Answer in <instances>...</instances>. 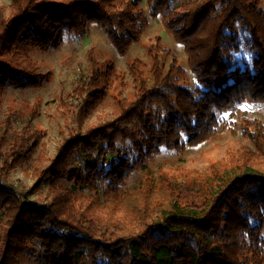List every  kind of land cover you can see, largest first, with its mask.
<instances>
[{
	"label": "trees",
	"instance_id": "1",
	"mask_svg": "<svg viewBox=\"0 0 264 264\" xmlns=\"http://www.w3.org/2000/svg\"><path fill=\"white\" fill-rule=\"evenodd\" d=\"M147 3L150 17L161 18L183 46L199 88L182 83L187 71L175 59L167 66L171 51L158 36L147 48L149 62L128 65L134 87L117 98L120 114L84 129L114 83L127 88V76L90 50V72L59 98L68 136L26 192L47 187L42 204L25 201L1 178L31 161L44 139L36 123L40 104L26 109L19 131L12 126L17 111L9 112L0 122V246L8 227L0 264H264L262 122L244 119L250 146L211 173L193 174V183L168 172L156 176L150 166L162 149L182 154L215 136L224 112L264 103L261 0ZM149 24L138 0H11L8 15L0 7V61L7 68L0 70V90L52 80L39 73L31 50L59 49L66 36L84 38L96 25L125 56ZM239 26L255 53L244 68L232 60ZM137 172L140 185L131 187ZM89 191L95 196L86 200Z\"/></svg>",
	"mask_w": 264,
	"mask_h": 264
},
{
	"label": "rangeland",
	"instance_id": "2",
	"mask_svg": "<svg viewBox=\"0 0 264 264\" xmlns=\"http://www.w3.org/2000/svg\"><path fill=\"white\" fill-rule=\"evenodd\" d=\"M138 1L140 9L149 17L150 24L141 40L132 46L127 55H119L103 31L93 25L84 38L66 36L59 49H51L47 52L31 50L30 56L39 73L51 74L52 80L49 83L39 88L6 87L0 90V122L6 120L9 112L16 110L17 116L12 119L14 131H19L24 126L28 119L26 115L28 108L37 103L40 104L36 123L45 132V137L36 154L31 161L21 168H15L7 177L1 175L4 183H13L17 187L21 198L25 201L42 204L49 198L47 187L29 195H26V192L36 184L38 173L51 164L59 147L68 136L66 124L69 122V118L60 107L59 98L72 91L81 74L90 72V50H94L98 61L113 63L118 72L127 76L125 80L127 88H123L118 82L114 83L106 100L86 120L84 129L99 122L112 120L120 114L117 98L129 96L134 87L132 78L128 76V65L134 59L149 62L147 48L150 44L155 43L158 36H161L164 47L171 51V57L166 59L167 66H170L175 59L176 63L187 71L186 76L182 78V83L192 90L199 88L194 74L189 69L188 56L183 46L174 40L161 18L150 17L147 0ZM10 3L11 0H0V7L6 9L7 15ZM172 7H177L175 2L172 3ZM261 7L264 9V0H261ZM13 24L12 21V26ZM239 33L240 50L232 53V60L234 65L244 68L247 63H251L255 53L247 43L249 34L240 26ZM5 66L0 61V70L7 69ZM221 118L222 122L217 129V134L209 140L197 146L188 147L182 154L166 148L162 149L151 162L153 173L156 176L162 172L172 173V175L183 177V179L178 178V181L187 180L191 183L194 182L193 174L211 173V168L215 163L228 159L232 152H236L242 146H250L249 141L242 134L243 120L256 119L264 124V103H243L224 112ZM134 157L135 155L132 154V158ZM142 175V172L135 173L130 180V186L138 187ZM90 196H95L94 192L89 191L84 194L86 200ZM7 228L6 226L4 243L0 246V259L5 253Z\"/></svg>",
	"mask_w": 264,
	"mask_h": 264
}]
</instances>
